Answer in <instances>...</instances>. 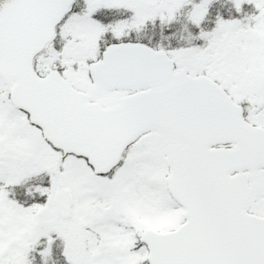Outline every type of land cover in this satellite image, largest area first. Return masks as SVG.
<instances>
[{
    "label": "snow or ice",
    "instance_id": "6c2138e0",
    "mask_svg": "<svg viewBox=\"0 0 264 264\" xmlns=\"http://www.w3.org/2000/svg\"><path fill=\"white\" fill-rule=\"evenodd\" d=\"M0 264H264V0H0Z\"/></svg>",
    "mask_w": 264,
    "mask_h": 264
}]
</instances>
